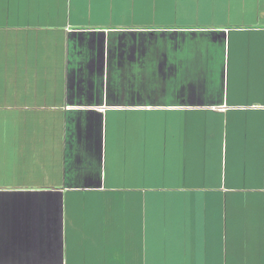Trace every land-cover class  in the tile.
Segmentation results:
<instances>
[{
    "label": "crops",
    "instance_id": "1",
    "mask_svg": "<svg viewBox=\"0 0 264 264\" xmlns=\"http://www.w3.org/2000/svg\"><path fill=\"white\" fill-rule=\"evenodd\" d=\"M0 264H264V0H0Z\"/></svg>",
    "mask_w": 264,
    "mask_h": 264
}]
</instances>
